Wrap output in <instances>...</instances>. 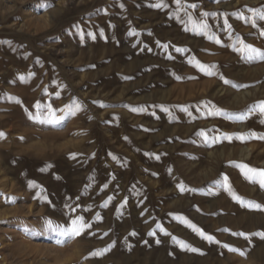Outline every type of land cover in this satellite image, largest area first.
I'll list each match as a JSON object with an SVG mask.
<instances>
[{"label":"rangeland","instance_id":"rangeland-1","mask_svg":"<svg viewBox=\"0 0 264 264\" xmlns=\"http://www.w3.org/2000/svg\"><path fill=\"white\" fill-rule=\"evenodd\" d=\"M262 11L0 0V264H264V188L237 166L264 169V60L236 50L264 51ZM77 216L78 237L43 226Z\"/></svg>","mask_w":264,"mask_h":264},{"label":"snow or ice","instance_id":"snow-or-ice-1","mask_svg":"<svg viewBox=\"0 0 264 264\" xmlns=\"http://www.w3.org/2000/svg\"><path fill=\"white\" fill-rule=\"evenodd\" d=\"M176 2H177V4H179L180 0H176ZM161 6L162 5L159 4V3L155 5V7H158V8L161 7ZM192 7H195V5H192ZM205 15H208V14L205 13ZM259 18L261 20H264V11H262V13L260 14ZM253 26H255V21H253ZM200 27L206 29L207 25L201 23ZM261 35H264V32H261ZM217 43H219V41H217ZM238 43L240 44V47L237 48L236 50L238 52H240L243 56L247 57L248 59L264 60V51H262L261 49L256 48V47L252 46L251 44H246L242 40L239 41ZM197 63H198V66H199L201 71H205L206 74H208V75H213L214 74V72L211 70L214 66H205V65H200L199 62H197ZM221 79H223V82L225 84H231L232 83L231 81H229L227 79H224L223 77H221ZM232 86L236 87V88L247 87V85H243V84H232ZM37 107H39V105H37ZM257 110H259V112L262 115H264V100L259 101L254 106H249V109H248L249 113L255 112ZM69 114L70 115H74L75 113L69 111ZM48 115L50 117L48 122L55 123V122H59L60 119H63V117H60V118L56 117L54 115V112L51 109H49ZM262 122H264V121H262ZM4 135L5 134L3 132H0V137H3ZM201 135H204V133H201ZM249 136L250 137H256L257 134L256 133H249ZM225 138L226 139H230V137L227 134H225ZM237 138L244 139V136L243 135H238ZM258 138L259 139H264V134L259 135ZM237 166L246 170L245 171V175L248 177L249 180H251L253 182H258L260 187L264 188V169L251 168V167H249L246 164H241V165H237ZM224 181L225 182L227 181V177H224ZM30 186H32V185L30 184ZM233 198L236 199V200H239V201H241L243 203L242 199L240 197L236 196L235 194H233ZM45 199H46V197H45ZM6 202L14 203L15 199L12 198V197H6ZM248 207L255 208L257 210H264V205H260L258 203H254V202H251V201L248 202ZM43 226L47 227L51 231L59 232V235L61 237L73 238V237L80 236L84 232L85 229L90 228L92 225L89 224V223H85L84 218L82 216H77L75 219L71 220L70 226L68 228H63L62 229L59 224H56L54 226L53 225V221L50 220V219L44 220L43 221ZM158 227H159V225H158ZM30 230H31L30 228L26 229V231H30ZM161 230L163 231V229H161ZM196 231H198L200 233V235L204 239L208 240L209 242L219 243L218 241H215V238L213 236L205 235V233L203 231H201L200 229H196ZM225 231H227V229H225ZM149 234L153 235L154 233H149ZM165 234H167V233H165ZM105 235H106V233H105ZM233 235L244 236L245 239H247L249 234H245L243 232H240V233H233ZM252 235H257V236L261 237L262 239H264V232H257V233H254ZM172 239L174 241H177L176 237H173ZM177 242L181 245V247L186 248L187 250H190V251H193V252L199 251L198 249L191 247V245L185 243L184 241H177ZM56 243L57 244H61V243H63V241L58 239L56 241ZM157 243H159V241H157ZM224 247L228 248L229 251H233V252L239 251L238 249L232 248L229 245H224ZM108 250H110V249L96 250V251L90 253L89 255L90 256H101V255H103L105 253V251H108ZM241 254H243V253H241Z\"/></svg>","mask_w":264,"mask_h":264}]
</instances>
